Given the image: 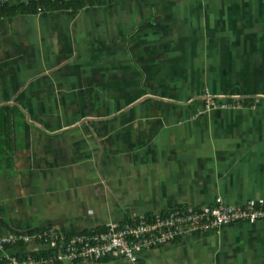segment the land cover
Returning <instances> with one entry per match:
<instances>
[{"label":"crops","instance_id":"1","mask_svg":"<svg viewBox=\"0 0 264 264\" xmlns=\"http://www.w3.org/2000/svg\"><path fill=\"white\" fill-rule=\"evenodd\" d=\"M66 2L0 17V237L19 238L6 253L133 264L58 260L41 237L264 200V0ZM134 264H264V221Z\"/></svg>","mask_w":264,"mask_h":264},{"label":"built area","instance_id":"2","mask_svg":"<svg viewBox=\"0 0 264 264\" xmlns=\"http://www.w3.org/2000/svg\"><path fill=\"white\" fill-rule=\"evenodd\" d=\"M42 0H0V6L8 4L29 5ZM63 3L67 0H50ZM37 11H43L42 6ZM213 99V97H210ZM264 221V200L245 205L231 206L221 198L203 208H175L165 214L156 213L150 217L140 215L122 223L109 224L104 230L78 233L71 236L46 233L41 240L47 245L56 243L59 260L71 262H99L104 260H126L136 263L141 251L172 245L191 232H207L240 222ZM28 241L27 237H20ZM19 238L0 237V262L7 264H45L46 259L34 256L19 258L6 253L9 246ZM53 247V246H52Z\"/></svg>","mask_w":264,"mask_h":264},{"label":"trees","instance_id":"3","mask_svg":"<svg viewBox=\"0 0 264 264\" xmlns=\"http://www.w3.org/2000/svg\"><path fill=\"white\" fill-rule=\"evenodd\" d=\"M82 2H83L82 4L85 5L86 1H82ZM63 3H65V2H63ZM63 3H52L50 1L42 0L39 2H32L29 5L20 4V7H16L15 5L8 4L5 6H0V17L8 16V15L14 14L16 12H18V13H20V12H22V13L36 12L37 8L39 6L45 7L47 9H57V8L63 7V6L68 8L69 6H71L70 4L72 2H69V3L66 2L65 4H63ZM44 255H45L44 252L34 254L35 258H39V257H42ZM0 264H7V263L6 262H0Z\"/></svg>","mask_w":264,"mask_h":264},{"label":"flooded vegetation","instance_id":"4","mask_svg":"<svg viewBox=\"0 0 264 264\" xmlns=\"http://www.w3.org/2000/svg\"><path fill=\"white\" fill-rule=\"evenodd\" d=\"M216 99H217V98H216ZM219 99H220V98H219ZM221 100H222V99H221ZM224 100L227 101V102H228V101H232V102H233V101H234V98H230V97H228V98H224Z\"/></svg>","mask_w":264,"mask_h":264},{"label":"rangeland","instance_id":"5","mask_svg":"<svg viewBox=\"0 0 264 264\" xmlns=\"http://www.w3.org/2000/svg\"><path fill=\"white\" fill-rule=\"evenodd\" d=\"M209 95H207V97H208ZM209 98H210V96H209ZM214 98V97H213Z\"/></svg>","mask_w":264,"mask_h":264}]
</instances>
